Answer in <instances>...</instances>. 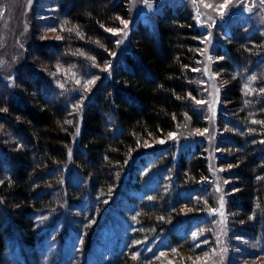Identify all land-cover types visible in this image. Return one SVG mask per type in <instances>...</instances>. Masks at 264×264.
Wrapping results in <instances>:
<instances>
[{"label": "trees", "instance_id": "1", "mask_svg": "<svg viewBox=\"0 0 264 264\" xmlns=\"http://www.w3.org/2000/svg\"><path fill=\"white\" fill-rule=\"evenodd\" d=\"M55 2L68 20L64 38L37 44L32 55L36 60L17 72L14 86L0 78V124L16 138L5 144L0 138V264H30L44 240L64 239L75 224L85 231L79 253L69 264H93V251L107 221L129 200L138 211L131 236L141 244L162 236L174 246L186 245L189 252H207L215 237L205 244L194 242L195 235L209 233L215 221L204 212L206 202L213 199L206 143L144 149L129 164L140 138L171 131L186 112L195 111L192 97L199 93L194 79L201 30L190 6L173 3L156 23L139 24L134 48L84 106L69 166L75 110L83 92L58 84L34 66L43 67L48 59L75 63L81 74L93 77L98 70L89 56L98 63L110 59L106 50L114 47V39L105 28L118 25L129 8L126 0ZM228 39L221 52L239 71L228 99L240 105L246 99L244 80L254 77L259 89L264 83V36L243 25ZM254 103L244 110L245 106H235L233 116H224L232 129L244 132L227 135L223 146L234 155L222 160L239 164L232 174L239 179L237 192L229 201L241 211L236 225L264 247V134L257 124L264 125V100L258 106ZM254 110L256 116H248ZM140 186L143 195L127 194ZM136 260L125 253L119 264H144Z\"/></svg>", "mask_w": 264, "mask_h": 264}, {"label": "rangeland", "instance_id": "2", "mask_svg": "<svg viewBox=\"0 0 264 264\" xmlns=\"http://www.w3.org/2000/svg\"><path fill=\"white\" fill-rule=\"evenodd\" d=\"M126 1L128 16L120 18L118 25L105 28L114 39V47L106 50L110 59L98 63L93 56H89L92 65L98 70L93 77L81 74L75 63L48 59L44 61L43 67L34 66L36 70L51 76L58 84L69 85L70 89L83 92L82 104L77 105L75 110L77 126L68 164H72L71 157L79 142L84 106L103 79L110 76L114 68L125 59L127 51L134 48L133 38L139 24L156 23L159 14L173 3L188 4L196 25L201 30V35L197 37L200 45L197 47L199 57L194 79L199 86V93L198 96L192 97L195 111L186 112L183 118L177 120L171 131L140 138L132 151L135 157L129 164L131 167L133 160L144 149L164 145L182 148L190 143L204 141L209 160L207 180L212 182L213 189V199L210 198L206 202L207 208L204 212L209 215L211 221H215L212 229L208 230L213 235L206 239L209 233L203 231L204 233L195 235L194 242L205 244L210 242V237H215L213 241L216 243H212L214 245L205 253L189 252L186 245L174 246L160 235L141 244L131 236L137 223L138 211L135 204L129 200L121 204L116 215L107 221L93 251L92 263L119 264L120 255L128 253L142 260L144 264H264V247L252 233L242 230L241 225H236L234 219L241 211L232 208L229 203L230 198L237 192L239 179L232 177V174L239 164L222 160L225 155H234L231 148L223 146L227 135L236 131L244 132L232 129L233 125L225 123L224 116L232 115L235 106H245L241 108L244 110L249 108L253 101L255 106H258L259 102L264 100V83L259 89L254 77L244 80L242 93L246 98L245 103L236 105V102L229 100L234 78H237L239 71L228 63V56L221 52V48L229 42L228 35L237 27L247 25L248 29L257 30L264 36V0ZM225 4L227 7H222ZM67 29L68 20L59 12L55 0H0V78L7 79L14 86L17 72L22 70L26 63L36 60L32 55L38 50L37 44L62 40ZM261 46L264 52V39L261 40ZM254 94L259 97L252 100L247 98ZM2 109L0 107V112ZM252 114L256 116V111H248V116ZM257 117L259 119V116ZM257 124L264 134V125L258 121ZM0 138L4 144L9 141L16 142V138L2 124ZM141 188L142 186L127 194L138 198L144 194ZM187 211L190 209L185 210ZM106 217L101 223L106 221ZM84 231L81 225L75 224L69 228L70 233L64 236V239L44 240L43 245L32 255L30 264H69L79 253ZM76 262L75 264H78Z\"/></svg>", "mask_w": 264, "mask_h": 264}, {"label": "snow or ice", "instance_id": "3", "mask_svg": "<svg viewBox=\"0 0 264 264\" xmlns=\"http://www.w3.org/2000/svg\"><path fill=\"white\" fill-rule=\"evenodd\" d=\"M222 7H225V8H226V7H227V5H226V4H225V5H222ZM221 15H223V13H221ZM161 142L163 143V141H161Z\"/></svg>", "mask_w": 264, "mask_h": 264}, {"label": "bare ground", "instance_id": "4", "mask_svg": "<svg viewBox=\"0 0 264 264\" xmlns=\"http://www.w3.org/2000/svg\"><path fill=\"white\" fill-rule=\"evenodd\" d=\"M156 33V32H155ZM231 44V43H230ZM1 86V85H0Z\"/></svg>", "mask_w": 264, "mask_h": 264}]
</instances>
